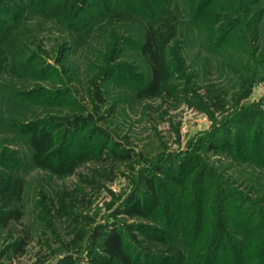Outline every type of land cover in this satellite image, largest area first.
Returning a JSON list of instances; mask_svg holds the SVG:
<instances>
[{
	"label": "rangeland",
	"instance_id": "1",
	"mask_svg": "<svg viewBox=\"0 0 264 264\" xmlns=\"http://www.w3.org/2000/svg\"><path fill=\"white\" fill-rule=\"evenodd\" d=\"M36 1L0 0V173L21 180L14 217L0 206V264H121L89 251L97 225L132 255L145 225L183 264H208L216 242L214 264L264 262V0H76L60 18L47 9L57 0ZM168 10L170 80L144 97V23ZM33 134L47 135L56 170L36 163ZM148 180L158 205L117 214L150 208Z\"/></svg>",
	"mask_w": 264,
	"mask_h": 264
},
{
	"label": "trees",
	"instance_id": "2",
	"mask_svg": "<svg viewBox=\"0 0 264 264\" xmlns=\"http://www.w3.org/2000/svg\"><path fill=\"white\" fill-rule=\"evenodd\" d=\"M29 1L33 4L38 3L36 0ZM86 1L87 0H83V2ZM88 1L92 3V9L98 10V7L100 9L97 0ZM151 1H154L155 9L158 8L161 3V0ZM75 4L76 0H57L56 4L53 3L47 9L53 17L60 18L63 17L65 13L72 12L74 8L79 9V5L75 6ZM140 5H133L132 7H129L131 13H140L143 14V16L146 15L148 11L141 8ZM168 11L169 13L160 19L158 18V21H149L148 23H144V31L140 50L149 69L148 81L145 87H143L140 91L144 97H153L161 93L163 90H165L170 80L171 69L168 64L167 49L177 34V26L176 17L173 11ZM209 98L212 99L211 96H209ZM78 118L82 119V116H78ZM62 121L64 123L70 122V120L67 118H63ZM47 138L48 137L46 134L39 136L33 134L30 136L29 140L34 151L36 163L41 166L50 167L51 169L56 170V166L43 162L42 160L41 155H44L49 149V142L47 141ZM175 178L178 179L177 176H175ZM145 182L150 192V199L148 200L150 208L146 211L145 206L136 200L131 206L123 210L120 209V212H117V214L123 212L129 217H143L146 216L147 212H150L158 205V198L153 186L154 183L151 180ZM20 187L21 180L17 176L16 172L9 168V170H7V172L4 174L0 173V206L2 210L6 211L7 213V216H2L3 220L8 221L10 218L14 217V210L9 209L11 208V203H13L12 197L15 196V194H18ZM57 196L58 199L63 202V200L65 201L66 198L71 197V193L62 190L61 192H58ZM131 199L132 198H128L127 202L129 203ZM138 227L139 234L143 236L142 241L144 243V248H140L133 255L132 252L127 250L126 239H124V235L121 232L113 227H103L100 229L99 225L94 226L92 232L90 233L89 238L91 240L92 246L88 249L91 251L92 248H98L100 251H102L104 257L108 261L117 259L121 262V264H183L185 258L183 251L179 246L168 239V236L164 233V231L158 229L154 230L153 228L147 227L145 225H138ZM220 229L224 230L223 224ZM218 245L219 243L217 242L213 244L212 249L207 257L208 264H214L215 258L217 256L216 250L219 247ZM239 251H242V249H239ZM235 259V264H242V261L240 262L239 260V256L235 257ZM260 263L264 264L263 260H260ZM55 264L76 263L71 257L64 256L56 261Z\"/></svg>",
	"mask_w": 264,
	"mask_h": 264
}]
</instances>
